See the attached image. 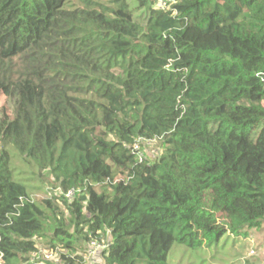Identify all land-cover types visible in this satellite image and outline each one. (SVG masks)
<instances>
[{
	"label": "trees",
	"instance_id": "16d2710c",
	"mask_svg": "<svg viewBox=\"0 0 264 264\" xmlns=\"http://www.w3.org/2000/svg\"><path fill=\"white\" fill-rule=\"evenodd\" d=\"M263 227L264 0H0V264L47 230L63 264H167Z\"/></svg>",
	"mask_w": 264,
	"mask_h": 264
},
{
	"label": "rangeland",
	"instance_id": "374dc122",
	"mask_svg": "<svg viewBox=\"0 0 264 264\" xmlns=\"http://www.w3.org/2000/svg\"><path fill=\"white\" fill-rule=\"evenodd\" d=\"M141 143V150L148 158L156 154L159 155L162 151V142L158 139ZM47 186L49 185L35 189L33 195L35 197L38 196V198H44L51 197L54 194L57 197L52 198L53 203L65 211L63 204L61 205V200L58 198L60 196L58 190L54 189L51 191ZM63 216L67 218L66 213H63ZM50 222L52 223V221ZM46 233L49 237H46L38 244V249L47 252L56 249L59 256L60 254H72L62 244L52 242L50 238L51 232L47 230ZM100 241L106 243V238H102ZM87 246L88 243L86 241L81 242L80 247L79 244H76V252L79 254L83 250L85 252ZM98 259L100 262L103 261L101 253L92 263L98 264ZM59 264H63V261H60ZM167 264H264V227L247 230L245 235L233 236L230 233H226L217 243L210 246L205 245L198 249H192L183 244L173 242L167 255Z\"/></svg>",
	"mask_w": 264,
	"mask_h": 264
},
{
	"label": "built area",
	"instance_id": "2783aa9c",
	"mask_svg": "<svg viewBox=\"0 0 264 264\" xmlns=\"http://www.w3.org/2000/svg\"><path fill=\"white\" fill-rule=\"evenodd\" d=\"M169 0H157V4L159 7H164ZM145 140L143 138H138L135 143L133 144V150L137 153V156L139 159L142 158V152L140 151V143L144 142ZM74 195V189L71 188L65 193H63V196L66 199L72 198ZM107 247L106 243H100L97 241H91L89 244V249L86 254V259H88L89 262H94L97 258V256L104 250V248ZM57 251V250H56ZM60 258L57 255V252H54V250L50 251H44V250H37L32 253H30L29 261L27 264H59Z\"/></svg>",
	"mask_w": 264,
	"mask_h": 264
}]
</instances>
